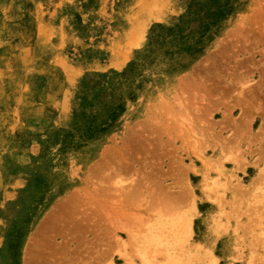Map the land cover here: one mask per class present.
Wrapping results in <instances>:
<instances>
[{"label": "rangeland", "instance_id": "1", "mask_svg": "<svg viewBox=\"0 0 264 264\" xmlns=\"http://www.w3.org/2000/svg\"><path fill=\"white\" fill-rule=\"evenodd\" d=\"M187 217L184 264H264V0H0V264H143Z\"/></svg>", "mask_w": 264, "mask_h": 264}, {"label": "bare ground", "instance_id": "2", "mask_svg": "<svg viewBox=\"0 0 264 264\" xmlns=\"http://www.w3.org/2000/svg\"><path fill=\"white\" fill-rule=\"evenodd\" d=\"M147 24H149L148 21L137 23L136 27H134V29H132L133 31L130 33L129 41L134 45L142 42V39L146 35ZM195 211H197L196 208ZM192 217H187L176 222H164L162 220L158 225L156 224L155 227L153 226L152 235L151 237L148 236L151 239L150 243L148 241V244H153L154 246L153 257L155 260H150V258L147 257L148 255L144 254L146 256H143L142 258L143 264H158L156 262V256L159 254L164 256V262L162 264H184L182 260L183 257L181 256L183 253H181V250L182 246H184V244L188 242V239L193 235Z\"/></svg>", "mask_w": 264, "mask_h": 264}, {"label": "trees", "instance_id": "3", "mask_svg": "<svg viewBox=\"0 0 264 264\" xmlns=\"http://www.w3.org/2000/svg\"><path fill=\"white\" fill-rule=\"evenodd\" d=\"M213 4H217L216 1H214ZM233 8L230 6L229 2L224 5V7H219L218 10L214 11L213 13L206 14V18L203 20V25L200 31V40L195 43L194 46H184V51L191 53L192 55L200 54L202 52V43L203 38L205 37L206 33L212 28L217 26L222 20H224L228 15L231 14ZM208 18H212L211 20H208ZM162 32L158 35L157 40L158 42L166 41L168 40L167 37L172 38L174 43H178L179 45H184V43L188 40H190V37H184L182 36V28L180 26H177V29H167V28H161ZM173 43V44H174ZM116 109L112 111V116L116 115L115 112ZM87 127V126H86ZM100 131V127L96 124H90L86 129V137H94L96 133Z\"/></svg>", "mask_w": 264, "mask_h": 264}]
</instances>
